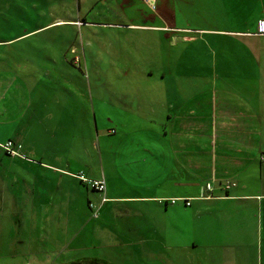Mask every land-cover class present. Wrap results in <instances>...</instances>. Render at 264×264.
<instances>
[{"label":"rangeland","instance_id":"1","mask_svg":"<svg viewBox=\"0 0 264 264\" xmlns=\"http://www.w3.org/2000/svg\"><path fill=\"white\" fill-rule=\"evenodd\" d=\"M131 1L0 0L1 143L27 130V136L35 138L26 142L40 145L35 154L22 148L19 157H44L46 161L69 157L79 165H89L94 173H101L104 160L109 170L106 147L116 135H108L112 124L107 117L118 120L119 111L130 100L140 104L148 100L145 108L152 98L156 102L152 77L158 74L150 76L148 71L160 66L159 54L163 56L169 49L166 43L159 44L155 35H146L141 26L130 25L138 24L135 17L139 14H153V2ZM184 3L169 2L176 7L179 27L187 23L180 8ZM155 5L160 7L161 2L157 0ZM260 9L257 6V11ZM153 25L161 26L162 22ZM182 35L176 36L169 50L170 61H182L185 52L183 61L188 57L193 62H213L212 44L205 39L186 43ZM200 46H207L208 52L199 53ZM262 66L263 70L255 74L261 84L251 82L247 98L257 93L264 127ZM174 69L181 72L178 67ZM193 72L197 74L189 73L190 77L206 78L200 68ZM31 100L32 108L41 109L42 115L33 110L25 115ZM60 131L76 134L78 144L61 150ZM20 141L18 144L23 145L24 140ZM18 160L0 147V264H69L78 260L225 264L231 257L234 264H264V211L262 223L259 211L253 212L246 201H237L232 210L214 204L207 212L192 206L188 208L190 214L187 208L185 212L161 209L157 224L148 212L152 203L103 201L107 194L78 181L80 190L76 186L71 189L72 212L59 213V201L65 198L59 193V173L36 164L24 166L25 161ZM244 182L249 188L256 186V182ZM203 183H211L218 190L225 182L209 178ZM114 187L120 192L118 181ZM237 217L245 221L238 223ZM233 227L235 232L230 236ZM218 232L224 242L212 244Z\"/></svg>","mask_w":264,"mask_h":264},{"label":"crops","instance_id":"2","mask_svg":"<svg viewBox=\"0 0 264 264\" xmlns=\"http://www.w3.org/2000/svg\"><path fill=\"white\" fill-rule=\"evenodd\" d=\"M133 2L124 0L125 4ZM159 2L161 5H156L153 14H139L135 17L138 24L130 23L132 27L141 26L140 30L148 36L155 35L159 44L168 45V51L158 56L160 66L154 65L148 71L150 76L158 74L152 77L155 85L152 91L157 94L156 102L159 103L155 106L152 98L149 107L145 108L148 100H143V104L130 100L126 108L119 111L118 120L108 115L107 122L112 124L108 135H116L106 147L109 170L104 160L101 173H94L89 165H79L77 160L69 157L59 156L46 161L44 157L37 159L24 154L23 158L5 152L14 159L25 161L24 166L36 164L59 173V193L65 197L59 201V213L72 212L71 189L76 186L79 191V182L90 187L76 176L79 173L90 179H104L107 199L152 203L148 212L157 224L161 209L163 212H169L171 208L185 212V208L199 206L210 212L216 204L232 210L237 201H246V206L253 207V212L259 211V220L263 223L264 163L261 156L264 155V127L260 107L256 104L257 93L250 99L247 94L251 82L261 84L255 74L262 71L264 65V0H185L180 8L186 13V27L177 26L173 9L176 7L169 5L170 0ZM257 6L262 9L257 11ZM158 21L162 22L161 26L153 25ZM180 34L186 43L205 39L212 44L213 62H193L188 57L183 61L185 52L182 61H170L169 50L173 49L174 40ZM199 48V53L208 52L207 46ZM177 67L181 69L180 73L175 71ZM197 68L202 69V76L206 78L190 77L189 73L197 74L193 72ZM32 107L31 100L25 115L30 110L43 114L41 109ZM27 123L26 127L30 126ZM27 133L24 130L6 140L12 139L17 144L24 140L23 145L20 143L21 156L22 148L35 154L40 145L38 142L27 143L26 140L35 138ZM69 139H72V145ZM60 141V149L64 150L74 146L78 138L76 134L60 131ZM2 144L0 142V147ZM209 178L220 184L232 182L236 185L210 191L208 183H203ZM115 181L119 182L120 192L114 187ZM244 181L256 182V186L249 188ZM193 197L198 200L194 202ZM186 199L190 200V205L186 204ZM236 219L238 223L242 219L245 221L244 218ZM232 230L230 236L235 232L234 227ZM212 240V244L224 242L219 232ZM69 242L74 245V241ZM231 261L232 257L225 264H234Z\"/></svg>","mask_w":264,"mask_h":264},{"label":"built area","instance_id":"3","mask_svg":"<svg viewBox=\"0 0 264 264\" xmlns=\"http://www.w3.org/2000/svg\"><path fill=\"white\" fill-rule=\"evenodd\" d=\"M147 3L149 2H153V7L155 8V2L156 0H145ZM155 1V2H154ZM264 23V22H263ZM115 131V130H113ZM2 147L4 148V150L7 152V154L12 155V156H21V152H20V148L21 145L17 144L14 140L9 139L8 141H6L4 144H2ZM261 160L264 163V155L261 156ZM78 178H80L84 183H86L87 185H89L92 189L104 193L106 192V188H107V184L105 182L104 179H90L85 177L83 174H78L76 175ZM236 183H232V182H228L224 184V189H229L233 186H235ZM207 189L210 191H213V186L211 183L207 184ZM107 200V198L104 196L103 197V201ZM172 201L174 202L175 199H172ZM186 204L190 205V200L186 199ZM90 206L92 208H94V205L92 203H90ZM97 212L95 211L94 214H96Z\"/></svg>","mask_w":264,"mask_h":264},{"label":"trees","instance_id":"4","mask_svg":"<svg viewBox=\"0 0 264 264\" xmlns=\"http://www.w3.org/2000/svg\"><path fill=\"white\" fill-rule=\"evenodd\" d=\"M91 203V202H90ZM108 264V263H102V262H100L99 260L97 261V260H95L94 262H87V261H82V260H80V261H76V262H73V263H71V264Z\"/></svg>","mask_w":264,"mask_h":264}]
</instances>
